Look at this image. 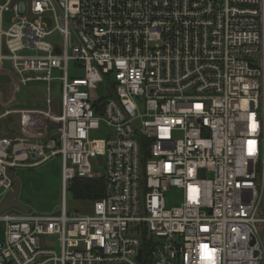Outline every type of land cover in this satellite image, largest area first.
<instances>
[{"label": "built area", "instance_id": "1", "mask_svg": "<svg viewBox=\"0 0 264 264\" xmlns=\"http://www.w3.org/2000/svg\"><path fill=\"white\" fill-rule=\"evenodd\" d=\"M4 62L47 98L0 119L57 137H0V198L55 156L64 191H104L91 214L1 213L0 264H264V0H0Z\"/></svg>", "mask_w": 264, "mask_h": 264}, {"label": "rangeland", "instance_id": "2", "mask_svg": "<svg viewBox=\"0 0 264 264\" xmlns=\"http://www.w3.org/2000/svg\"><path fill=\"white\" fill-rule=\"evenodd\" d=\"M11 13L5 14V25L9 24ZM51 27V26H50ZM51 43L61 44L58 33H54L47 38ZM32 51H23L22 55H34ZM67 74L69 77H83L84 72L81 67L69 64ZM54 80L50 85L51 111L55 116L59 111V101L61 98L59 72L52 73ZM46 84L43 82H28L27 84L17 85V80L8 62L0 63V114L5 110H16L19 108H39L46 110L45 100L47 98ZM103 89L99 88L96 94L103 96ZM41 118V117H40ZM42 121L33 129H22L19 116L11 114L8 118L0 119V137L6 134L30 135L42 138L56 137L54 121L41 118ZM105 130L102 128L93 137L102 138ZM98 172H101L99 169ZM17 178L20 189L17 196L18 201L27 206L30 212L35 215H54L60 214L64 202L67 213L91 214L92 202L76 200L72 197L69 187L64 191L61 183V159L59 156L51 157L46 163L30 168L16 169L12 171ZM2 198H0V201ZM182 195L179 190H170L165 195L166 206L177 207L181 204ZM9 214H21L16 208L8 210ZM3 224L0 223V240L3 237Z\"/></svg>", "mask_w": 264, "mask_h": 264}, {"label": "trees", "instance_id": "3", "mask_svg": "<svg viewBox=\"0 0 264 264\" xmlns=\"http://www.w3.org/2000/svg\"><path fill=\"white\" fill-rule=\"evenodd\" d=\"M69 191L72 197L76 200L93 202L102 198L104 191V182L101 178H76L70 184Z\"/></svg>", "mask_w": 264, "mask_h": 264}, {"label": "water", "instance_id": "4", "mask_svg": "<svg viewBox=\"0 0 264 264\" xmlns=\"http://www.w3.org/2000/svg\"><path fill=\"white\" fill-rule=\"evenodd\" d=\"M10 177L13 182V190L10 191L7 197L0 202V214L10 210L11 208H16L23 214H28L30 209L27 206L21 204L17 199L20 184L14 175L10 174ZM138 259H140V256H138Z\"/></svg>", "mask_w": 264, "mask_h": 264}, {"label": "crops", "instance_id": "5", "mask_svg": "<svg viewBox=\"0 0 264 264\" xmlns=\"http://www.w3.org/2000/svg\"><path fill=\"white\" fill-rule=\"evenodd\" d=\"M10 134V133H9ZM15 134H17V133H15ZM6 135H8V134H6Z\"/></svg>", "mask_w": 264, "mask_h": 264}]
</instances>
